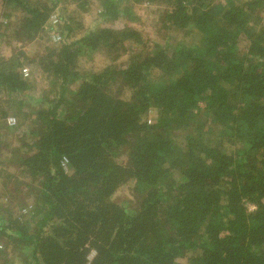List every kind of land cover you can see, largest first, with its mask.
<instances>
[{
    "label": "trees",
    "instance_id": "obj_1",
    "mask_svg": "<svg viewBox=\"0 0 264 264\" xmlns=\"http://www.w3.org/2000/svg\"><path fill=\"white\" fill-rule=\"evenodd\" d=\"M96 2L0 0V264H264V0Z\"/></svg>",
    "mask_w": 264,
    "mask_h": 264
},
{
    "label": "rangeland",
    "instance_id": "obj_2",
    "mask_svg": "<svg viewBox=\"0 0 264 264\" xmlns=\"http://www.w3.org/2000/svg\"><path fill=\"white\" fill-rule=\"evenodd\" d=\"M90 2L92 4H90V6L87 8L88 10L86 12L81 11L79 13L78 16H80L83 26L86 28H90L92 26L95 25V21L97 18V14L99 12V10H97V2L96 0H90ZM95 4V5H94ZM72 7H74L73 5H67V3H61L59 5V13L62 14L63 12V8H66L67 11L68 10H72ZM154 8L153 7H146V5H139L136 7V9L134 10V16L137 17V19L139 18L138 21L135 22H127L123 19L118 20L117 22L112 23V25H109L110 27L116 28V29H122L123 27H125L126 25H128V27H133L135 29H137L138 31H140L143 34H147L150 35L152 34V31L154 29L155 26V22L157 20V14L154 12ZM1 14V13H0ZM74 14V12H73ZM75 24L79 23V19L78 17H76L75 19ZM2 22H4V19L1 17L0 15V26L2 24ZM75 35L74 37L78 38L80 36L78 31H74ZM2 33V32H0ZM75 39V38H73ZM49 38H48V42H49ZM46 40V43H48ZM41 42L38 40H34L31 43H27L23 46V49L21 50H25V52L29 53L30 55L35 54L37 51L40 50V46H41ZM21 44L16 43V42H11L9 43V41L7 39H5L4 37H0V52L3 53L4 56H10L11 54V46H20ZM42 52V51H40ZM106 59L101 56L98 55L94 58V60H91L90 62H85L83 63V69H85L84 71L87 72L89 71H100L101 69H103L106 66ZM113 200L115 202H117L118 204L124 206L128 211L130 210H134L132 208L135 207V203H136V198L133 194L132 191V187L130 184H127L123 187H121L116 194L113 197Z\"/></svg>",
    "mask_w": 264,
    "mask_h": 264
},
{
    "label": "built area",
    "instance_id": "obj_3",
    "mask_svg": "<svg viewBox=\"0 0 264 264\" xmlns=\"http://www.w3.org/2000/svg\"><path fill=\"white\" fill-rule=\"evenodd\" d=\"M56 22H57V20L54 18V24H55ZM54 41H55V42H60V41H61V38L58 37V36H55V37H54ZM24 73H25V76L28 75L27 70H25ZM7 124H8L10 127L15 126V125H16V119H15L14 117H9V118L7 119ZM64 162L67 163V162H68L67 159H64ZM251 209H254V208H251Z\"/></svg>",
    "mask_w": 264,
    "mask_h": 264
}]
</instances>
